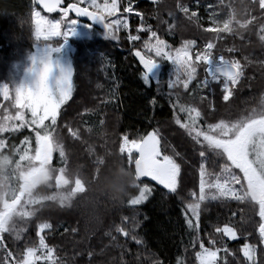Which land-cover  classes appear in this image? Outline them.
I'll return each instance as SVG.
<instances>
[{
	"label": "trees",
	"instance_id": "1",
	"mask_svg": "<svg viewBox=\"0 0 264 264\" xmlns=\"http://www.w3.org/2000/svg\"><path fill=\"white\" fill-rule=\"evenodd\" d=\"M74 2L77 0H64L62 7ZM104 2L97 0L101 5ZM129 4L133 10L125 13ZM185 7L187 12L182 11ZM207 8L226 16L228 23L212 26L204 18ZM33 9L50 21H61L62 29L75 20L68 30L75 24L86 34L67 38L73 45L74 89L61 105L57 123L45 130L43 146L48 148L50 167L46 181L22 187L23 175L40 165L43 146L36 142L35 126L13 128L20 122L10 120V130L0 132V262L8 264L22 245L38 248V225L47 222L51 228L41 235L54 251L55 264H198L196 252L201 241L205 247L220 249L218 264H247L240 251L245 242L256 246L257 264H264V244L257 231L258 207L252 197L242 193L245 185L238 189L239 199L213 200L209 196L201 201L198 229L185 223L184 209L193 200L191 193L199 196L200 164L214 180L226 160L206 145L196 144L175 122L177 117L183 122L187 115L180 105L200 111L201 127L264 111V1L118 0L116 15L106 19L126 17L127 28L122 24L113 39L99 21H82L73 14L62 18L60 11L46 12L37 3L25 7L21 0H0V86L10 85L9 98L0 96V121L6 115L15 116L14 87L20 86L36 46L45 42L33 36ZM210 27L215 31L206 30ZM151 32L172 50L191 40L195 44L190 50L196 54L212 42L216 61L219 55L238 60L243 72L234 86L230 84L229 100H223V77L219 82L209 78L207 87H197L206 77L204 63H197L196 78L187 90L168 89L174 66L167 61L157 63L158 73L148 75L150 84L145 85L134 50L147 53L145 43L156 40ZM129 36L139 39L130 41ZM62 41V37H52L47 43L56 46ZM154 130L161 154L172 156L180 165L177 191L136 180L124 202L113 203L102 188L103 179L113 175L121 162L134 171L127 155L119 151L122 138L140 139ZM25 137L29 140L22 143ZM200 151H205V158L200 157ZM232 171L239 174L237 169ZM59 173L66 180L63 186L57 183ZM144 183L152 189L148 199L129 205L128 200L139 195L138 185ZM15 186L18 191L13 201L20 200L2 217ZM196 222L194 219L193 224ZM225 224L236 231L235 238L216 232ZM209 240L215 243L210 245ZM7 252L13 257H7Z\"/></svg>",
	"mask_w": 264,
	"mask_h": 264
},
{
	"label": "snow or ice",
	"instance_id": "2",
	"mask_svg": "<svg viewBox=\"0 0 264 264\" xmlns=\"http://www.w3.org/2000/svg\"><path fill=\"white\" fill-rule=\"evenodd\" d=\"M39 3L49 13L59 11L62 18L68 17L69 12L78 16H85L92 21H99L103 24L106 33L111 38L116 39V32L123 24L127 28V18L107 20L106 17L115 16L118 11V0H105L104 4H98L97 0H77V2L69 3L66 7H59L61 0H33ZM87 6H81V5ZM92 9V10H90ZM129 4L124 7L125 13L132 12ZM182 11L187 12L185 7ZM138 14V13H137ZM195 16V13L192 14ZM32 23L34 25L33 36L37 41H45L44 44L52 37H62L64 40L72 34L69 25L75 23V20H69L66 29H62L61 21H50L46 17L41 16L35 9L32 10ZM207 31H215L212 27ZM149 31H151L149 29ZM151 36L155 37V43L146 42L144 47L147 53L140 50H134V55L139 59L143 72L141 74L142 81L145 85H149L148 73L161 61H167L174 66L172 75L167 81V87L172 90L177 87L188 89L189 84L196 78V65L203 62L207 67L206 77L201 84L207 87L209 78L213 82H219L223 77L222 90L223 100L228 101L232 95L230 84L234 86L240 78L243 68L238 60H226L223 56L219 57L217 62L212 55L213 44L208 42L203 52L198 51L195 58H192L190 49L195 41H185L183 45L172 50L164 40L156 37L155 32H151ZM139 39L138 36H129L130 41ZM62 43L51 47V51L58 52L62 47ZM54 66L51 59H44L40 62V67L35 70V81L29 85H20L14 87L15 104L18 110L15 116L6 115L3 121H0V132L10 130L7 121L18 120L19 125H12L18 128L20 125L29 127L35 126V138L37 144L43 143L46 138V129L57 123L58 110L72 94V76L73 69L59 68L58 74L55 76L54 84H50ZM159 84V83H157ZM13 87V86H11ZM10 85L0 86V96L4 99L9 98ZM180 111L187 113L183 122L179 117L176 123L180 127L185 128L188 134L198 145H206L217 156L223 157L226 163L221 165L220 173L215 179H209L210 174L206 171L205 165L200 164L199 171V196L192 192L193 200L186 204L184 209L185 223L190 228L199 227V209L200 202L211 197L215 200L219 197L231 199H239L238 189L240 185H245L253 193V202L258 207L257 215L259 217L258 234L260 243L264 244V111L253 112L247 116L241 117L235 121L226 122L219 120L216 123H209L206 127L199 125L201 113L194 107H185L180 105ZM25 112L30 114L26 117ZM49 121V123H45ZM28 137L22 143H27ZM160 139L158 133L154 130L140 139L129 140L123 137L119 145L121 154L127 155L129 164L134 163L136 180L141 177H149L159 185H162L169 192L177 191L178 177L180 175V165L170 155H162L160 148ZM200 157L205 158V151H200ZM239 170L236 174L232 169ZM238 186V187H237ZM139 195L133 196L128 200L129 205H138L148 199L152 189L148 184L139 186ZM191 213V216L188 215ZM196 224H193V220ZM51 228L47 222L38 225L37 236L39 237V247H26L22 253V259L13 257V253L7 252V257H13L8 264H38L44 261L45 264H55L53 261L54 251L45 243L44 236L41 233L45 229ZM118 232L127 235L123 228H117ZM216 232H222L224 236L230 239L236 237V231L225 224L223 228L217 227ZM135 239V237H133ZM139 244L140 240H136ZM215 241L209 240V244ZM0 246L3 241L0 239ZM219 248L205 247L200 242V251L196 252L198 264H218L217 252ZM227 252V249H224ZM240 251L247 261V264H257L256 253L257 248L245 242ZM4 264V262H0Z\"/></svg>",
	"mask_w": 264,
	"mask_h": 264
},
{
	"label": "rangeland",
	"instance_id": "3",
	"mask_svg": "<svg viewBox=\"0 0 264 264\" xmlns=\"http://www.w3.org/2000/svg\"><path fill=\"white\" fill-rule=\"evenodd\" d=\"M262 1H264V0H262ZM21 2L23 4V6H25V7L26 6L28 7L29 5L34 3L33 0H21ZM205 13H206V16H204V18L207 21H210L212 26H215L218 24L219 25H225L228 23V18L226 16L218 14V12H216L213 9L207 8ZM71 32H72V35L77 36L79 38L85 36V34H86L84 30H81L75 24H74V26L71 27ZM67 41H69V43H71L69 39H66V40L63 39V41H62L63 46L60 48V50L58 52L51 51L52 46H50L49 44H44L45 42H40L39 45L36 46V48L33 52L30 63L27 64L26 68L24 69L25 71L22 75L20 85L23 84V85L31 86L34 83L35 78H36L35 70L40 67V62L42 60L48 58V59H51L54 66H59V67H54L52 76L50 77V81H49L50 84H54L55 76L58 74L60 67L71 68V69H73V76H72V92H73V89H74V67H73L72 58H71L72 47L70 46V44ZM190 52H191V50H190ZM191 55H192V58L194 59L195 54H193L191 52ZM219 56H222V55H219ZM218 61H219V57H218ZM198 63H203V62H198ZM158 70H159V66L156 65L148 73V75H156L158 73ZM58 112H59V110H58ZM25 115H26V117H30V114H28L27 112H25ZM41 144L43 146V143H41ZM47 155H48V148L47 147L45 148L43 146L42 153L40 154V165H37L30 172H28L27 174H24L22 179L25 176L31 175L32 173H37L38 174V180H37L36 184L39 181H46L50 175V167L47 165L48 164ZM133 169H134V165H133ZM56 177H57V183L59 184V186H63V184L66 183V180L63 176H61V173L57 174ZM22 184H23V182H22ZM144 184H147V183H144ZM246 189H248V188L246 186H243L242 190H244V191L242 193H244V194L246 193L247 196H250L253 198V193L249 189L248 190H246ZM17 191H18L17 186H15L14 191L9 195V198L6 202V206L11 205V202H13V199L16 197ZM238 193H239V190H238ZM6 215H9V209H6L1 213L2 217L6 216ZM3 222H4V219H3ZM26 247H32V246L22 245L19 248H17V252H16L17 255L15 256L16 259H22V253Z\"/></svg>",
	"mask_w": 264,
	"mask_h": 264
},
{
	"label": "clouds",
	"instance_id": "4",
	"mask_svg": "<svg viewBox=\"0 0 264 264\" xmlns=\"http://www.w3.org/2000/svg\"><path fill=\"white\" fill-rule=\"evenodd\" d=\"M97 179L99 180L100 177H97ZM135 183V171L129 168L125 162H121L113 175L106 176L103 179L102 188L113 203L122 204Z\"/></svg>",
	"mask_w": 264,
	"mask_h": 264
},
{
	"label": "water",
	"instance_id": "5",
	"mask_svg": "<svg viewBox=\"0 0 264 264\" xmlns=\"http://www.w3.org/2000/svg\"><path fill=\"white\" fill-rule=\"evenodd\" d=\"M63 2H64V0H61V5H60L59 7L62 6ZM37 4H38L42 9H44V8L42 7V5H40L39 3H37ZM44 11H46V10L44 9ZM56 11H59V9H57ZM46 12H47V11H46ZM53 12H54V11H53ZM70 14H73L75 17H77V16L75 15V13L69 12L68 15H70ZM77 18H78V19H81L82 21L92 22V20H90L89 18H87V17H85V16H78ZM67 42L69 43V41H67ZM69 44H70V43H69ZM133 165H134V163H133ZM134 171H135V168H134ZM37 180H38V174H37V173H32L31 175L25 176V177L23 178V188L28 189V188H30V187L35 186ZM139 180H140V181L149 180V181H151V182L156 183L155 181H152L149 177H141ZM21 196H22V195H21ZM21 196H20V197H21ZM19 200H20V198H19L18 200H16V201L11 202V205H9V206H7V207H9V208H14V207L17 205V203L19 202Z\"/></svg>",
	"mask_w": 264,
	"mask_h": 264
},
{
	"label": "bare ground",
	"instance_id": "6",
	"mask_svg": "<svg viewBox=\"0 0 264 264\" xmlns=\"http://www.w3.org/2000/svg\"><path fill=\"white\" fill-rule=\"evenodd\" d=\"M70 46L72 47V49H73V45L70 43ZM220 57V56H219ZM218 62V61H217ZM140 181V180H139ZM145 181V180H144ZM149 181V180H148ZM154 183V182H153ZM157 184V183H156ZM23 187V186H22ZM5 207H7L6 205H5ZM7 209H9V207L7 208Z\"/></svg>",
	"mask_w": 264,
	"mask_h": 264
},
{
	"label": "flooded vegetation",
	"instance_id": "7",
	"mask_svg": "<svg viewBox=\"0 0 264 264\" xmlns=\"http://www.w3.org/2000/svg\"><path fill=\"white\" fill-rule=\"evenodd\" d=\"M158 184V183H157ZM22 186H23V184H22Z\"/></svg>",
	"mask_w": 264,
	"mask_h": 264
}]
</instances>
